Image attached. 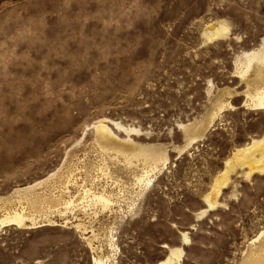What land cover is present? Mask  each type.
Here are the masks:
<instances>
[{"label":"rangeland","instance_id":"1","mask_svg":"<svg viewBox=\"0 0 264 264\" xmlns=\"http://www.w3.org/2000/svg\"><path fill=\"white\" fill-rule=\"evenodd\" d=\"M263 40L264 0H0V264H264Z\"/></svg>","mask_w":264,"mask_h":264},{"label":"bare ground","instance_id":"2","mask_svg":"<svg viewBox=\"0 0 264 264\" xmlns=\"http://www.w3.org/2000/svg\"><path fill=\"white\" fill-rule=\"evenodd\" d=\"M212 26V25H211ZM227 30V27L224 26L223 24L222 25H219V26H213L212 28H210L208 30V32L205 33V36L207 37V39H213V38H217L221 35H223L225 33V31ZM264 41V40H263ZM264 44V42H263ZM262 53V51H260ZM258 53V52H257ZM260 55V54H259ZM262 55V54H261ZM258 54L256 55L255 53L253 54H250L249 53L247 54V61L245 63V66L243 68V70H241L240 73L242 74H245L247 73L249 70H251V68L253 67V65L255 64L254 62L256 61V65L258 64H263L264 63V56H259L257 58ZM255 65V66H256ZM259 67V66H258ZM264 67V65H263ZM260 68L259 67V70L256 72L257 73V76L255 74V77L259 80V81H263V83L257 87L256 83L257 81L254 83L256 85V89L254 88L255 92L253 93H250L249 94V100L252 102V104L256 107H263L264 106V69ZM254 68V67H253ZM256 69V68H255ZM263 69V70H261ZM241 76V75H240ZM255 78V80H256ZM102 126V125H101ZM130 128V127H129ZM107 129L108 127L106 126H102L98 129V131L101 133V135L105 138L107 136H109V134H107ZM127 129V128H126ZM133 129V128H132ZM110 130V129H109ZM134 130V129H133ZM136 130V129H135ZM111 132V131H109ZM99 133V134H100ZM195 139V137H194ZM197 139V138H196ZM253 150V152H252ZM239 151L241 152H238V159L236 158V160H238L240 162V164L242 165H246L248 164L250 166V170H260V171H263L264 172V162L263 163H260L261 161L264 160V137L262 138H259V139H253L251 141V143L247 146H245L244 148H241L239 149ZM259 152L260 153V156H255V153L256 152ZM142 152V151H141ZM148 151H146L147 153ZM144 153V152H142ZM154 152H149L147 154V156H151L152 159L153 157H155L154 154H152ZM143 155V154H142ZM145 155V154H144ZM151 157H149L148 159H151ZM156 159V157H155ZM157 161V160H156ZM227 168L223 171V176L221 177V179L218 180V182H216V189L215 191H217L219 193V190H220V187L221 185L225 184L226 181H227V174L228 172L230 171L231 168L234 167V164L232 162V160H228L227 162ZM154 169V168H153ZM233 170V169H232ZM152 171V170H151ZM148 173V172H147ZM151 174V172H150ZM152 175V174H151ZM146 179V178H145ZM144 180V178L141 176H139V178L137 177V181H141ZM147 181H151L150 178L147 179ZM144 182V181H143ZM149 183V182H148ZM147 183V184H148ZM146 184V185H147ZM38 185V184H37ZM34 186V185H33ZM88 190V189H87ZM22 191V190H21ZM211 194V193H210ZM94 198L97 199V200H101L105 203V205H108L110 203V200L108 198H106L105 196L103 195H94ZM205 201L207 203V206H209V208H212L214 207L216 204V199L215 198H212L210 197V195H207L205 197ZM71 202L67 201V202H64V204L66 205H69ZM25 210H23V207L22 208H17V209H14L12 212H5V217H2L0 218V226L1 225H5L6 223L8 224H14V223H19V224H26V221H28L29 219H31V221H33L32 218L28 217L27 215H25ZM4 216V215H3ZM53 221V220H52ZM5 223V224H4ZM34 223V221H33ZM76 225V224H75ZM77 227H80V223H78L76 225ZM97 235V234H96ZM92 237V236H91ZM184 240H187V236L184 235ZM89 242V241H88ZM184 243H186L184 241ZM97 246V245H96ZM95 247V246H94ZM102 250V249H101ZM98 251V250H97ZM104 252V251H103ZM101 253V252H100ZM172 255H175L177 257L181 256V251L177 254L175 252L171 253L170 256H167L166 259L162 260L160 263L158 264H168L170 261H172ZM253 258V257H252ZM256 258V257H255ZM254 258V260H255ZM261 258V257H260ZM259 259V257H258ZM257 259V261H258ZM261 260V259H260ZM259 260V262H260ZM252 261V260H250ZM253 262V261H252ZM109 263V262H108ZM248 263V262H247ZM263 263V262H262ZM93 264H107L106 260H104V255L103 253L102 254H99L97 255L96 257H94V262ZM249 264H254L253 263H249Z\"/></svg>","mask_w":264,"mask_h":264}]
</instances>
